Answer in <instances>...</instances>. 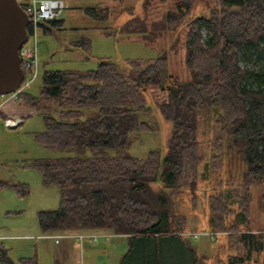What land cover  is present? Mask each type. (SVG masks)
Instances as JSON below:
<instances>
[{
    "label": "trees",
    "instance_id": "trees-1",
    "mask_svg": "<svg viewBox=\"0 0 264 264\" xmlns=\"http://www.w3.org/2000/svg\"><path fill=\"white\" fill-rule=\"evenodd\" d=\"M196 1L177 0L175 10L166 12L161 29L180 26ZM83 10L93 19L108 17L107 7ZM135 18L125 20L119 31H145L143 24L134 26ZM46 23L55 31L63 29L61 18ZM186 25L189 81L169 74L167 56L161 53L154 58H127L123 69L109 59H99L94 69L84 71L44 69L39 96L20 91L18 97L32 108L48 99L60 108L55 118L49 107H43L45 129L34 132L33 139L45 148L75 153L31 158L22 164L37 170L43 184L58 188V207L37 213L41 232L125 235L128 248L120 264H162L158 243L172 240L186 251V264H204L205 258L183 242L186 218L178 209L184 201L181 195L190 193L191 181H197L202 159L198 119L200 111L208 108L233 149L231 173L220 156L218 140L200 173L206 180L217 168L226 169L212 192L204 194L207 229L224 235L231 251L218 264H264V233L248 225L250 187L264 183V72L241 64L248 50L264 54V0H214L206 14ZM72 45L89 56L87 37ZM130 69L139 82L130 76ZM251 74L260 78L257 86L248 84ZM152 86L166 92L165 99L154 105L171 124L166 146L151 149L145 158L108 156L104 149L123 150L130 144L131 133L154 129L138 118L139 113L152 110L146 99ZM92 105L98 106L97 113L86 118L72 108ZM87 149L96 151L87 156ZM5 187L15 189L18 196L28 193L25 183L0 180V189ZM190 200L193 203L195 197ZM134 250L133 259L127 260ZM0 258L4 264H13L2 248ZM21 264L37 263L34 257H24Z\"/></svg>",
    "mask_w": 264,
    "mask_h": 264
},
{
    "label": "rangeland",
    "instance_id": "rangeland-1",
    "mask_svg": "<svg viewBox=\"0 0 264 264\" xmlns=\"http://www.w3.org/2000/svg\"><path fill=\"white\" fill-rule=\"evenodd\" d=\"M30 0H18L24 3ZM66 8L60 18H63V29L55 33H44L42 28L38 30V60L39 73L36 80L24 92L34 96L40 95L41 72L45 69L53 70H78L94 69L99 59H109L120 69L125 65L127 58H154L165 53L168 59V72L178 77L182 82L190 80V70L186 66L185 34L187 22L197 15L206 14L214 6V0H197L190 13L176 29L162 30L164 16L167 11L175 10L177 0H63ZM107 7L108 17L93 19L84 13L85 7ZM136 17L134 26H145V31L122 33L120 26L125 20ZM105 32H112L106 34ZM153 35V36H152ZM87 37L90 40L89 56L80 49L74 47L72 42ZM241 64L254 70L264 72V54L248 50L241 59ZM248 84L257 86L260 78L251 74ZM147 103L152 107L150 113H139L141 121L148 122L153 130L138 131L130 134V144L123 150L112 148L104 149L108 156L117 157L123 154L138 158H145L151 149L164 148L166 146L171 124L154 107L155 101L165 99L166 92L156 86L149 87ZM5 96L0 95V102ZM43 107H49L50 113L58 118L60 108L53 100L48 99L38 108H32L21 98L7 101L0 105V180L10 184H27L28 193L18 196L15 189L5 187L0 189V230L9 232H31L33 237L40 234L37 213L42 210H53L58 207L59 194L56 185L42 183L41 174L30 167H23V162L31 158H55L74 156L69 150L48 149L33 139L34 132L45 129L42 119ZM74 109L82 113V118L93 116L97 113L98 106H74ZM3 114L7 117H18L21 123L15 128H8L3 124ZM218 137H221L220 140ZM198 139L201 143L202 159L199 163L197 181H191L188 191L182 194L183 203L179 212L186 218L183 227V242L192 248L198 257L205 258L204 264H218L231 251L226 248V238L217 234L214 240L205 238H193L189 235L193 231H208L207 229V203L204 194L212 192V187L218 185L219 175L226 176V169L231 173L230 161L233 149L229 146V137L215 123L212 110L206 108L199 113ZM218 140L221 143V154L226 169L217 168L205 180L200 173L209 160L212 147ZM95 150L87 149L85 154L91 156ZM224 174V175H223ZM219 177V178H218ZM235 177V176H234ZM218 178V179H217ZM154 187L158 185L153 183ZM252 199L248 205V225L256 233H264V183L250 187ZM195 200L192 203L191 197ZM212 231V230H209ZM216 232V231H214ZM218 233V232H217ZM118 236L119 234H113ZM121 235V234H120ZM122 239L124 251H127V239ZM109 236V240H110ZM13 244L12 255L14 257L25 256L34 252L37 244V254L42 263L51 264L52 239L36 240H11ZM161 251L162 264H186V251L172 240H162L158 243ZM27 245L25 249L22 246ZM153 246V245H152ZM149 243V248L152 249ZM154 247V246H153ZM137 250V249H136ZM128 255L127 260H132L137 251ZM122 252V254H123ZM104 251L98 250L96 254L86 255L83 264H91L89 261L102 259ZM49 262V263H48ZM69 264H72L69 263ZM120 264V261H119Z\"/></svg>",
    "mask_w": 264,
    "mask_h": 264
},
{
    "label": "built area",
    "instance_id": "built-area-1",
    "mask_svg": "<svg viewBox=\"0 0 264 264\" xmlns=\"http://www.w3.org/2000/svg\"><path fill=\"white\" fill-rule=\"evenodd\" d=\"M65 8L62 0H30L25 4L24 10L27 13L30 21L27 25L28 38L19 49V56L21 60V66L23 69V80L20 86L9 93H6L5 99L0 102V105L7 101H13L18 98L20 91L29 87L38 77L39 73V60H38V27L41 22L52 21L60 18ZM3 96V94H1ZM21 123V119L18 117H6L3 120L4 126L8 128H15ZM217 232L214 231H193L189 235L193 238H205L208 240H214L217 236ZM54 238L56 241L60 237H74L79 241L89 239L91 241H97L101 237L108 238L110 236L107 232H79V233H65V234H53L45 235ZM0 264H4L0 258Z\"/></svg>",
    "mask_w": 264,
    "mask_h": 264
},
{
    "label": "crops",
    "instance_id": "crops-1",
    "mask_svg": "<svg viewBox=\"0 0 264 264\" xmlns=\"http://www.w3.org/2000/svg\"><path fill=\"white\" fill-rule=\"evenodd\" d=\"M63 1V0H62ZM64 2V1H63ZM25 4L28 2H24ZM65 8H66V4ZM88 7V6H87ZM64 8V9H65ZM62 19V27H63V18ZM42 28L43 32L45 33V27L43 24L40 23L38 30ZM37 30L38 36L39 32ZM48 30V29H47ZM4 117L7 115L3 114ZM85 232V231H83ZM57 233H65V232H57ZM74 233H79L74 232ZM101 233V232H96ZM109 233V232H107ZM35 233H31L28 231L25 232H15L13 234L9 232H5L4 230H0V248L5 250L6 255L9 259L13 262V264H21V258L24 257H34L37 264H47L42 263L40 255L37 254V244L34 245V252L25 256L14 257L12 255L13 244L11 240H30L35 238L36 240H44V239H52L53 240V247L51 248V264H83L84 257L90 254L98 253V250L102 249L104 251V255L102 259H94L93 261H89L91 264H119L121 256L125 253L123 252L124 247L123 243L121 242L123 236L118 235L114 236L112 233L110 234V240L108 238L101 237L97 241H91L89 239H84L83 241H79L74 237H60L57 241L54 238L45 236L48 233H43L40 231V234H37L33 237ZM56 234L52 233L51 235ZM50 235V234H49ZM125 236V235H124ZM126 237V236H125ZM23 248L27 249L28 246L23 245ZM123 252V254H122ZM49 263V262H48Z\"/></svg>",
    "mask_w": 264,
    "mask_h": 264
},
{
    "label": "water",
    "instance_id": "water-1",
    "mask_svg": "<svg viewBox=\"0 0 264 264\" xmlns=\"http://www.w3.org/2000/svg\"><path fill=\"white\" fill-rule=\"evenodd\" d=\"M29 21L18 0H0V95L16 90L23 80L19 49L28 38ZM41 24L56 32L48 23ZM129 74L139 82L132 69Z\"/></svg>",
    "mask_w": 264,
    "mask_h": 264
}]
</instances>
